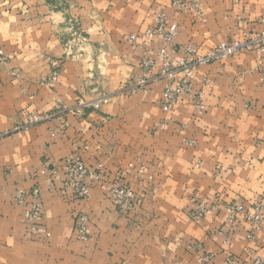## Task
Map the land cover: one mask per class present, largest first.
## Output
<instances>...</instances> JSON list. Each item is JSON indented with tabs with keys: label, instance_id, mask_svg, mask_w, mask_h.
I'll list each match as a JSON object with an SVG mask.
<instances>
[{
	"label": "crops",
	"instance_id": "obj_1",
	"mask_svg": "<svg viewBox=\"0 0 264 264\" xmlns=\"http://www.w3.org/2000/svg\"><path fill=\"white\" fill-rule=\"evenodd\" d=\"M193 1L202 21L171 0H0L9 56L0 64V264H199L198 244L209 264H264V229L248 240L249 225H226L222 210L264 207V56L197 66L202 111L188 97L163 111L159 69H141L144 51L161 45L145 37L157 14L178 26L169 57L192 62L264 33V0ZM54 70L58 80L43 84ZM30 115L47 118L28 126ZM76 158L100 175L84 200L63 184ZM114 185L133 192L129 215L109 199ZM18 191L43 205L39 236L23 221ZM196 201L219 211L191 219ZM81 214L87 242L75 234Z\"/></svg>",
	"mask_w": 264,
	"mask_h": 264
},
{
	"label": "built area",
	"instance_id": "obj_2",
	"mask_svg": "<svg viewBox=\"0 0 264 264\" xmlns=\"http://www.w3.org/2000/svg\"><path fill=\"white\" fill-rule=\"evenodd\" d=\"M173 9L177 12L189 14L194 20L202 21L203 12L199 5L193 0H171ZM178 35V26L172 23L167 26V17L164 13L157 14L155 17V26L146 31L145 37L153 40L159 37L161 45L157 51L146 50L141 59V69L144 75H151L157 68L156 78L162 80L163 88L161 93V106L165 112L173 109L184 97H188L194 103L196 109L204 110L199 97L194 94L192 78L196 67L211 63L218 59L233 56L243 51H255L264 56V33L260 36L249 35L243 41L232 43L223 42L205 57H196L192 62L183 58L179 61H173L169 57V49L175 44ZM130 42L135 47V38L130 37ZM132 47V48H133ZM187 54L194 53L191 46L185 49ZM9 56L5 54L0 46V64H5ZM59 72L54 70L49 77L43 81V84H53L58 80ZM142 86L145 81L137 82ZM94 108L98 109L99 105L95 104ZM47 117H37L30 115L28 117V126H32ZM63 184L70 188L73 197L78 200H84L89 197V184L100 180V175L89 172L79 158L69 162L63 175ZM109 199L122 215H129L135 209V197L131 189L124 185H114L108 193ZM16 203L24 206L23 221L29 226V232L33 236H39V223L43 218V205L37 200L35 193L27 195L23 191H18L16 195ZM226 214L225 224L231 227L238 223H245L250 227V233L247 239H253L255 233L264 229V207L261 203L247 209L243 205L226 204L222 207ZM219 211L218 205L207 203L205 201H196L195 208L189 212L191 219H200L211 213ZM75 234L81 242L89 240V220L84 214L78 215L75 219ZM48 236V234H46ZM192 250L199 255V264H209L212 256L205 253L201 245H193ZM225 264H238L237 260L230 258ZM255 264H261L256 261Z\"/></svg>",
	"mask_w": 264,
	"mask_h": 264
}]
</instances>
